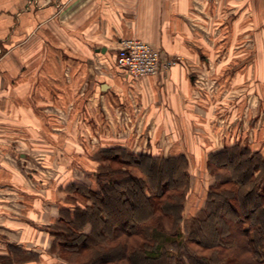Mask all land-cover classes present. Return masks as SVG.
Masks as SVG:
<instances>
[{"label":"rangeland","instance_id":"374dc122","mask_svg":"<svg viewBox=\"0 0 264 264\" xmlns=\"http://www.w3.org/2000/svg\"><path fill=\"white\" fill-rule=\"evenodd\" d=\"M251 1L243 17L200 16L185 21L184 51L168 54L160 49L162 60L173 58L175 64L161 73L138 77L173 78L170 71L176 67L177 78H195L196 92L186 102L190 119L182 116L186 130H168L160 141L155 131L128 130L135 116V126L141 118L140 125L153 124L142 114L129 119L91 115L85 132L55 130L53 147L26 148L40 156L38 161L5 164L7 174L0 176V264H84L87 253L64 251L58 243L66 235L58 219L91 205V192L103 193L102 186L110 180L129 174L147 180L149 172L165 173L168 167L177 180L171 193L179 205L180 234L170 244L162 243L159 263H199L220 253L195 241H212L211 233L195 229V217L203 218L209 189L219 190V182L234 179L235 166L228 164L234 156L235 162H242L240 172L247 171L254 186L264 177V2ZM235 7L232 3L231 11ZM60 115L55 116L56 123L62 120ZM90 117L98 123L91 124ZM63 138L64 142L70 139L69 146L59 145ZM47 153L52 158L46 159ZM154 161L151 171L148 166ZM255 165L259 166L256 171L252 170ZM14 170L21 174L9 176ZM77 224L81 232L90 231L88 221ZM164 224L172 229L167 220ZM226 255L216 258L215 264H238V258Z\"/></svg>","mask_w":264,"mask_h":264},{"label":"crops","instance_id":"0c3cea01","mask_svg":"<svg viewBox=\"0 0 264 264\" xmlns=\"http://www.w3.org/2000/svg\"><path fill=\"white\" fill-rule=\"evenodd\" d=\"M232 3L237 4L233 11ZM247 4L248 0H0V176H6L7 163L38 161L40 156L26 148L53 147L55 130L85 132L91 115L129 119L142 114L153 124L142 126L141 118L135 126V116L128 130L155 131L159 139L168 130H184L182 116L188 114L186 102L196 92L195 78H177L176 67L170 71L173 78H131L116 64L119 41L137 37L176 54L184 51L185 21L243 17ZM57 114L62 120L56 123ZM89 121L98 123L96 118ZM59 145L69 146L70 139L63 138ZM17 174L21 172H9Z\"/></svg>","mask_w":264,"mask_h":264},{"label":"trees","instance_id":"16d2710c","mask_svg":"<svg viewBox=\"0 0 264 264\" xmlns=\"http://www.w3.org/2000/svg\"><path fill=\"white\" fill-rule=\"evenodd\" d=\"M235 160L234 156L228 163L235 166L234 179L219 182V190L210 188L203 218L199 219V214L195 217V229L213 235L212 241L195 240L197 244L204 249L217 248L220 253L215 258L204 257L207 261L187 264H215L216 258L226 255L223 251L238 258V264H264V177L254 186L256 182L250 181L248 172H240L242 162ZM155 165L154 161L148 167L152 171ZM257 169V165L252 168ZM148 174L147 180L131 174L110 180L102 186L103 193L90 191L94 198L91 205L60 217L58 223L66 227V235L58 242L62 249L87 253L84 264H161L162 243L170 244L180 234V215L176 214L179 205L171 193L177 180L171 167L165 173ZM80 220L91 224L89 232L80 231ZM165 220L172 229H165ZM223 236L233 242H224Z\"/></svg>","mask_w":264,"mask_h":264},{"label":"built area","instance_id":"2783aa9c","mask_svg":"<svg viewBox=\"0 0 264 264\" xmlns=\"http://www.w3.org/2000/svg\"><path fill=\"white\" fill-rule=\"evenodd\" d=\"M162 51L137 37L122 38L116 54V64L131 78L154 75L175 64L173 58L162 60Z\"/></svg>","mask_w":264,"mask_h":264}]
</instances>
